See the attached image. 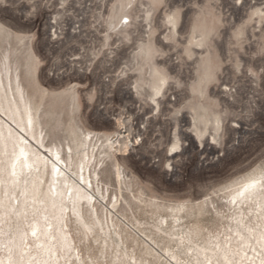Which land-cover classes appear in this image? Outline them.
Returning a JSON list of instances; mask_svg holds the SVG:
<instances>
[{"label":"rangeland","instance_id":"obj_1","mask_svg":"<svg viewBox=\"0 0 264 264\" xmlns=\"http://www.w3.org/2000/svg\"><path fill=\"white\" fill-rule=\"evenodd\" d=\"M0 75L48 147L98 134L86 152L105 233L68 223L84 264L183 261L172 233L203 246L222 232L202 202L224 213L220 190L264 183V0H0ZM11 216L9 236L28 229Z\"/></svg>","mask_w":264,"mask_h":264},{"label":"bare ground","instance_id":"obj_2","mask_svg":"<svg viewBox=\"0 0 264 264\" xmlns=\"http://www.w3.org/2000/svg\"><path fill=\"white\" fill-rule=\"evenodd\" d=\"M97 136L91 132L83 133L82 139L74 136L71 143L79 144L67 145L66 152L57 146L48 147L42 125L22 89H14L11 79L4 82L0 75V264H84L73 246L68 223L74 220L80 225L81 235L96 226L105 233L97 218L99 201L94 197L95 188L100 189L99 174L93 167V154L86 152ZM108 139L104 136V143ZM78 148L82 151L76 160L74 151ZM115 179L119 184V173ZM262 179L255 175L220 190L219 205L225 215L214 208L212 200L202 202L201 208L212 206L224 221L222 232L209 237L203 246L181 232L172 233L170 238L176 240L186 259L182 261L176 253L165 250L155 260L163 258L164 264H264ZM34 213V220L28 222L27 214ZM84 213L94 216L96 223H86ZM11 214L28 226L12 237L8 235ZM178 221L175 219L174 224ZM102 242L106 243V236ZM120 264L137 261L121 254Z\"/></svg>","mask_w":264,"mask_h":264},{"label":"snow or ice","instance_id":"obj_3","mask_svg":"<svg viewBox=\"0 0 264 264\" xmlns=\"http://www.w3.org/2000/svg\"><path fill=\"white\" fill-rule=\"evenodd\" d=\"M126 22V21H125Z\"/></svg>","mask_w":264,"mask_h":264}]
</instances>
